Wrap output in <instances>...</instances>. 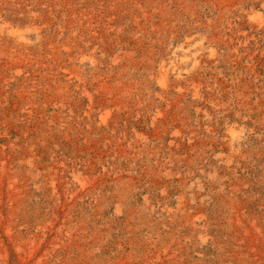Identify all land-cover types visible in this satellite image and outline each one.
Returning a JSON list of instances; mask_svg holds the SVG:
<instances>
[{
	"label": "rangeland",
	"instance_id": "obj_1",
	"mask_svg": "<svg viewBox=\"0 0 264 264\" xmlns=\"http://www.w3.org/2000/svg\"><path fill=\"white\" fill-rule=\"evenodd\" d=\"M178 1L0 0V241L6 246L4 264H28L26 254L17 252L15 241L24 242L32 235L37 237L39 264H162L156 246L144 240L149 229L130 220L128 210L142 203L144 195L159 200L158 191L167 181L154 175L151 167L169 165L171 157H179L175 164L182 168L188 161L194 163L198 174L204 164L212 166L224 179L223 191L212 197L207 208L220 218L225 235L234 234V246L218 250L205 245L201 260L196 255L191 260L217 264L219 257L238 248L240 242L226 225L227 212L234 207L259 220L263 229L264 27L257 29L240 13L231 16L228 24L212 7H201L180 22L176 36L162 49L156 44L153 27L165 23L163 5L173 9ZM249 6L258 9L259 2L248 0L244 8ZM205 18L226 29L229 46L219 48L201 70L190 72L191 65L183 64L176 52L185 37L205 35ZM5 25L20 29L24 40L2 29ZM19 41L23 47L16 46ZM149 51L156 55L153 72L170 67V62L181 65L180 76L187 82L182 81L181 93L174 87L168 99L160 96L155 79L149 93L125 91L143 74ZM83 54L95 58L94 67L79 59ZM203 58L207 60L206 54ZM73 67L82 68L81 82L71 74ZM195 83L199 84L197 94L192 88ZM233 124L242 138L233 143L232 152L238 149L239 156L226 168L213 158L230 151L227 128ZM140 136L147 139L146 149ZM147 149L155 153L146 158ZM10 174L17 179L15 185L9 182ZM77 176L106 197L124 183L121 180L131 177L138 186L129 208L117 215L113 202L96 211L94 197L86 194ZM168 184L166 199H171L176 185ZM15 190L22 194L21 209L14 200ZM9 220L15 227L8 234ZM89 248L94 249L90 259L84 257L90 256L85 253ZM259 250L264 261V246Z\"/></svg>",
	"mask_w": 264,
	"mask_h": 264
},
{
	"label": "bare ground",
	"instance_id": "obj_2",
	"mask_svg": "<svg viewBox=\"0 0 264 264\" xmlns=\"http://www.w3.org/2000/svg\"><path fill=\"white\" fill-rule=\"evenodd\" d=\"M247 1L248 0H179L177 5L173 9H169L167 6L163 5L162 11L164 14L163 17H164L165 23L163 25L153 27L154 38L156 40V44L158 45V47L162 48L163 45L168 40H171L172 37L176 36L175 33L177 31V27L180 24V22L185 20L186 18L190 17L196 10H198L201 7H205V8H211L212 7L214 10H216L218 12V14L222 18V20L224 18L226 19L228 24L231 23L229 21V18L231 16L234 17V15L236 13H240L239 15L241 18L243 16H245L246 19L248 21H250L257 29H260V28L262 29L264 27V0H256V2H259V8L258 9L255 7H250V6H249L250 8L245 9L244 4ZM168 20L172 21V24L166 25V21H168ZM156 23H157V21H156ZM213 24H214V22L211 19H209V18L206 19V22L204 24H202L204 26V30H205L204 36H202V37L198 36L196 39L191 37V36H187L184 38V42L179 45L180 50L176 53H178L183 58V59H181V60H183V64L191 65V68L189 69L190 72L191 71L197 72V71L201 70L203 68V66L207 65L208 62H211L216 57V54H217V51L219 48L229 46L228 37L225 35L226 29L215 27ZM6 28L10 29V31H12L15 35H17V37L19 39L24 38V36H23L24 34L20 29L15 28L13 26H9V25H5L2 27V29H6ZM187 32H189V31H187ZM34 33H36V32H34ZM176 41H177V38H176ZM191 42H193V43H191ZM16 46L17 47H23V44L21 41H19L18 43H16ZM190 48H192L193 51H191ZM174 53H175V51H174ZM204 54H206L207 60H205L203 58ZM79 59H81L82 62H85V61L90 62L93 67L95 66V60H94L95 58L92 55L83 54L80 56ZM155 59H156V55L153 53V51H149L146 54L144 72L140 78H138L136 81H134L135 82L134 84H130L127 88H125V91L127 93L132 94L133 92H135L137 90H141L145 93H149L150 92V82L152 79H155L160 86L159 87L160 88V90H159L160 96H165L168 99L170 91L174 87H177V91L181 93L182 81L186 82V79H185L186 77L180 76V74L183 71V70H181V65L178 62H170V67H162L159 71L153 72L152 65L154 64ZM162 62H161V64H162ZM216 70H217V67H216ZM93 71H94V68H93ZM128 72H130V71H128ZM71 74L73 75V77H75L80 82L84 79L83 70L80 67L79 68L73 67L71 69ZM172 76H177L176 77L177 79L174 80L172 78ZM128 81L129 80H127V82ZM208 83H210V82H208ZM203 84L205 85L204 82H203ZM198 85L199 84L195 83L193 87L191 86L193 88L194 94H197L199 92ZM187 91H188V89H187ZM139 97H141V96H139ZM172 98H174V97H172ZM135 100H136V98H135ZM219 100H221V99H219ZM172 101H174V100H172ZM175 101H176V99H175ZM132 103H133V101H132ZM122 104H124V103H122ZM213 111H214V109H213ZM141 114L144 115L143 113H141ZM99 117H100V120H102L101 119L102 116H99ZM191 118H194V117H191ZM209 119H211V118H209ZM181 120H184V119H181ZM224 129H226V128H224ZM227 135L229 137V140L232 142L230 145V146H232L230 148V151L226 152V153H219L218 155H216L215 158H213L215 160H219L222 164H225L226 168L230 166L231 160L233 157H235L236 155L239 156V154H238L239 150L238 149L236 152H232V150L234 149L233 143H238L239 140H241L242 132L239 128H237L234 125V126L227 128ZM140 139H141V136H140ZM141 143H142L143 148L146 149L147 148V146H146L147 139L142 138ZM238 146H239V144H238ZM204 152H206V151H204ZM126 153H128V152H126ZM152 153H155V149H153V150L147 149L146 158L148 156H150V154H152ZM201 154H203V153H201ZM131 159H132V157H131ZM178 159H179V157H171L170 158L171 164L167 165L166 163H161L154 168L151 167V170L153 171L154 175L161 176V177L165 178L167 181L166 183L164 182L161 185V189H160V191H158V193L161 197L159 198V200H157V199L152 198L151 196L149 197L148 195H144L142 203L137 204L138 203L137 202L136 204H134L135 206L132 205V207L128 210L129 211L128 212L129 213V219L141 222L145 226H147V228L149 229L148 231H150V233H149V235H147L148 237L146 236L147 239L145 237L144 240L147 241L148 243H150V245L152 244V245L156 246V248H155L156 249V257L161 261L162 264H202L203 262H201L200 260H201L202 256L204 255L202 252L203 246L210 245L213 248L218 249V250H223V249H226L227 247L231 248V245L234 246L233 241L231 239V237H233L234 234L231 237H229L230 235L229 236L225 235L224 234L225 229L220 223V218L218 216H216L217 214L213 213L214 211L211 212L207 208L208 203L212 199V197L217 192L223 191L224 179L221 176L222 174L220 175L221 171L218 169L216 170L215 168H212V166L210 167L207 164L203 163L204 165L199 170L200 174H198L194 170V163L188 161L187 163H185L186 167L182 168L180 165L175 164V162ZM159 161H161V160H159ZM76 179H78V181L82 185L85 186L86 194L94 197V199H95L94 207H95L96 211L102 210V208L105 207L108 202H113L115 212L117 215L120 212H122L123 210H125L126 208H129L128 207L129 202H130V200H131V198H132V196H133V194H134V192L138 186V182L131 177L127 178L125 180H121L119 182H124V183L120 187L114 186L115 188L112 190L110 195H107V197H106L101 193V191H99L100 190L99 188L89 187L86 183L85 178H83L81 176H77ZM116 179H118V178H116ZM9 182H11L10 184H12V185L16 184L17 179H16L14 174H10ZM169 182L175 183L176 194L171 199H166L168 196L167 191H168V185H169L168 183ZM106 187H108V186H106ZM145 189L146 188H144V190ZM224 190H225V188H224ZM105 194H107V193H105ZM82 196H83V193H82ZM21 197H22V194L19 191L15 190L14 200H15V202H17V208L18 209L22 208V206L19 203V200ZM239 209L237 207H234L233 211H228L227 212L228 213V220H227V222L226 221L225 222H226L227 227L234 231V233L237 237V238L235 237V240L237 241V243L240 242V245H238V248H233L230 250L229 253H225L224 255L219 257L217 264H264V261L261 260L262 258L261 259L259 258V254L261 253L259 248L264 246V227H263V229H261L260 226L257 224V221H259V220L256 221L255 218H249V217L244 216V214ZM104 212H105V210H104ZM222 213H223V210H222ZM227 213H225V214H227ZM129 219H127V220H129ZM124 221H125V219H124ZM134 224H138V223L135 222ZM261 226H262V224H261ZM14 227H15V223L13 221L9 220V222H7V224H6V230H7L8 234L14 229ZM223 229H224V232H223ZM36 239H37V237H36ZM36 239L32 235V237H29L24 242L23 241L22 242L15 241L17 252H19L22 255L26 254V256L28 258V264H39V261H38L39 258H37L38 259L37 260L35 257ZM138 239H139V237H138ZM128 241H129V239H128ZM138 244H139V242H138ZM260 245H262V246L260 247ZM37 246H38V244H37ZM132 247H133V245H132ZM90 249L92 250V252ZM93 250H94L93 248L87 249L85 251V253L87 252V254H89L90 256H87L85 254L84 257L90 259V257L93 255ZM209 252L210 251H208V254H209ZM190 253H195V254H190ZM6 255H7L6 246L2 241H0V264L5 263L4 260H5ZM194 255H196L198 258H200V260H194V259L191 260V257ZM260 255H262V254H260ZM42 258H45V257H42ZM153 259H155V258H153ZM93 260H95V259H93ZM101 260H102V258H101Z\"/></svg>",
	"mask_w": 264,
	"mask_h": 264
}]
</instances>
